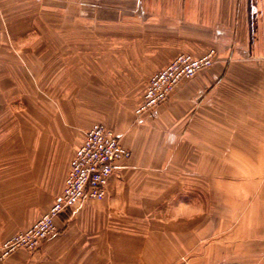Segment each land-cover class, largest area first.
Masks as SVG:
<instances>
[{"label":"crops","instance_id":"0c3cea01","mask_svg":"<svg viewBox=\"0 0 264 264\" xmlns=\"http://www.w3.org/2000/svg\"><path fill=\"white\" fill-rule=\"evenodd\" d=\"M31 3L0 0V67L11 82L0 98H30L17 88L31 79L54 83L55 97L81 100L76 115L84 106L133 154L118 162L103 200H84L41 248L0 264H175L207 254L202 264H264V0H128L140 10L119 5L118 20L71 28L69 44L48 43L45 28L32 40ZM37 10L43 18L46 5ZM212 48L211 68L136 117L155 72L180 53ZM47 127L33 140L28 127L27 139L0 134V242L65 185L69 170L56 177ZM213 236V251L200 245L192 254Z\"/></svg>","mask_w":264,"mask_h":264},{"label":"rangeland","instance_id":"374dc122","mask_svg":"<svg viewBox=\"0 0 264 264\" xmlns=\"http://www.w3.org/2000/svg\"><path fill=\"white\" fill-rule=\"evenodd\" d=\"M110 4L112 5H109L108 0H32V3L30 4V14L32 16L30 20V29L32 31L31 38L33 40L34 38L39 37L37 34H33V32H37L39 28H41V30L42 28H45V37L48 43L54 42V40L56 39L59 43L69 44V33L71 28L78 27L81 30L84 27H102L105 25L104 18L107 16L111 15V17H113L115 20H118L117 16L119 11V5L123 7L126 6V8H122L126 11H133V9L135 10V7L140 10V6L142 5L128 3V0L127 2L123 0L122 3H120V0H110ZM39 5L41 6V9L46 5L47 9L46 14L42 15L43 18L40 19L38 17L37 10V8H39ZM238 5L241 6V4ZM5 69V67H0V90H7L10 89L9 87H11V82H6ZM2 79L5 82H1ZM17 90H25L27 92H31V96L30 98L24 96L17 99L0 98V123L5 124L3 128L5 130L0 132V134H8V136L13 139H27L28 136L26 129L28 127V129H30L31 134L30 138L31 140H33L35 128H38V126L42 124L44 125V123H46V125L48 126L47 149L48 152L54 155L56 158V177H65L64 174L66 168L68 171L69 163L71 161L73 153L81 143L84 136V132L87 130L88 127L90 128L91 125L93 126L94 124H96L98 120L92 121L90 119L91 115H89V113L86 112V108L84 106H81L80 104L78 107L83 113L81 115H76V113L74 112V107L76 105V101L79 100L72 99L69 97H55L53 93L54 83L48 82L47 87L44 88V85L40 86L38 82L35 83L33 79H31L30 85L26 83L22 85L20 84V87L18 86ZM49 91H51V93ZM82 101L84 102L85 100ZM79 103H81V100L79 101ZM157 108H155L154 110H156ZM154 110H152L151 112H153ZM137 118L139 119V117ZM103 124L108 126V124H106L105 122H103ZM8 125L9 127L7 128ZM23 133H25L26 135L22 136ZM126 148L131 151V154H133L130 148ZM54 172L53 174H55ZM58 184L59 179L56 178V181L54 180L52 186H56ZM52 203L53 201L51 202L47 210H45L36 218L30 219V217L28 216V212L27 215H24L23 212L17 213V215H24V217L19 216L21 220H25V218L29 217L30 222L27 226L22 227V229L20 227L21 225L16 226L15 230H11V233H9L10 235L4 236L5 238L0 242V260L3 261L12 255L11 254L6 258L2 257L1 246L3 242L10 238L12 235L16 234L17 232L31 226L38 218H40L48 211ZM213 238L214 236L212 238H208L207 242H202L201 244L198 243L196 245L197 248L194 249V252H192V254H197L200 245L205 247L208 252L209 250L213 251V246L216 245L214 241H210ZM228 245L229 244H227V247ZM207 255L208 256H206V258H204V256H202L203 258H190V256H184L180 259H176L175 264L207 263L209 261V254ZM220 263L226 262H219L217 264Z\"/></svg>","mask_w":264,"mask_h":264},{"label":"built area","instance_id":"2783aa9c","mask_svg":"<svg viewBox=\"0 0 264 264\" xmlns=\"http://www.w3.org/2000/svg\"><path fill=\"white\" fill-rule=\"evenodd\" d=\"M216 59L217 51L214 48L201 57L178 54L167 66L150 77L135 115L141 118L167 102L182 81L211 68ZM131 155V151L122 144L113 130L103 123L94 124L86 133L83 143L74 151L62 192L44 215L3 242L2 257L6 258L22 249L29 252L38 250L58 233L57 219L61 215L73 210L86 199L103 200L118 162L130 159Z\"/></svg>","mask_w":264,"mask_h":264}]
</instances>
